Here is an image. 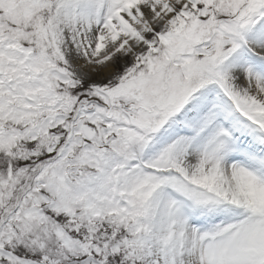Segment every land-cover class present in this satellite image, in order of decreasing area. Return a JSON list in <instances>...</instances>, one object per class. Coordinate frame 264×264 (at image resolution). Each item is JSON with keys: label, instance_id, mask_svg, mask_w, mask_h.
Masks as SVG:
<instances>
[{"label": "snow or ice", "instance_id": "6c2138e0", "mask_svg": "<svg viewBox=\"0 0 264 264\" xmlns=\"http://www.w3.org/2000/svg\"><path fill=\"white\" fill-rule=\"evenodd\" d=\"M0 264H264V0H0Z\"/></svg>", "mask_w": 264, "mask_h": 264}]
</instances>
